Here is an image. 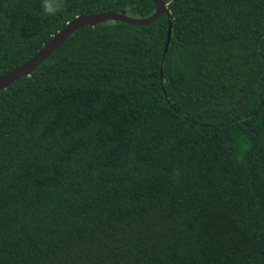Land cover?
<instances>
[{"label": "trees", "instance_id": "obj_1", "mask_svg": "<svg viewBox=\"0 0 264 264\" xmlns=\"http://www.w3.org/2000/svg\"><path fill=\"white\" fill-rule=\"evenodd\" d=\"M161 1L0 90V264H264V0ZM154 8L0 0V75Z\"/></svg>", "mask_w": 264, "mask_h": 264}, {"label": "water", "instance_id": "obj_2", "mask_svg": "<svg viewBox=\"0 0 264 264\" xmlns=\"http://www.w3.org/2000/svg\"><path fill=\"white\" fill-rule=\"evenodd\" d=\"M154 4V12L145 18H131L125 12H95L74 17L66 25L57 31L44 46L39 49L29 60L2 75H0V90H3L13 82L28 76L30 72L42 63L56 48H58L76 30L82 27H94L109 21H121L131 25L146 26L156 21L162 14L168 16L166 5L161 0H150ZM171 23L169 21V31ZM168 31V35H169Z\"/></svg>", "mask_w": 264, "mask_h": 264}, {"label": "clouds", "instance_id": "obj_3", "mask_svg": "<svg viewBox=\"0 0 264 264\" xmlns=\"http://www.w3.org/2000/svg\"><path fill=\"white\" fill-rule=\"evenodd\" d=\"M65 8V0H41V10L45 16H56ZM173 175L179 176L178 171H174Z\"/></svg>", "mask_w": 264, "mask_h": 264}]
</instances>
